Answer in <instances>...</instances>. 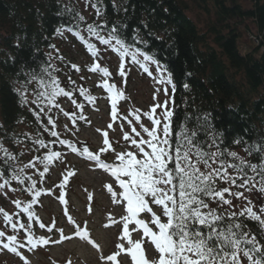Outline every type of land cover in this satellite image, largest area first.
<instances>
[{
	"label": "snow or ice",
	"instance_id": "obj_1",
	"mask_svg": "<svg viewBox=\"0 0 264 264\" xmlns=\"http://www.w3.org/2000/svg\"><path fill=\"white\" fill-rule=\"evenodd\" d=\"M86 3L91 4L97 19L105 16L102 0H86ZM63 10L75 23L57 28V35L72 33L86 46L91 56L98 60L103 58L102 52L111 50L119 58L121 77L126 74L125 64L131 63L138 65L159 85L153 96L156 103L151 106L150 111L143 113L150 121V127L145 126L137 114L134 117L140 128V131H137V128L132 126L134 121L128 116L123 117L131 126V132L135 133V136H130L128 132H123V139L128 142V148L134 150L126 148L125 151L116 153L118 163L105 162L100 153L107 152L111 145L108 133L104 132L103 142L107 147H102L99 153L89 151L88 148L79 153L94 162L98 168L110 173L114 181L104 187L110 194L112 203L126 210V214L118 221L109 214L110 224L120 223L122 231L119 242L115 245L116 251L107 256H100L103 264H118V257L122 253L131 258L132 264H264V243H261V239H264V144H249L243 137L232 141L236 145L243 143V151L248 157L258 155L259 162L254 163L239 152L231 150L225 142L224 133L217 131L212 125L210 113L197 117L196 125L192 128L188 127L190 118L187 116L182 122L174 125V99L169 93V86L174 94L176 84L172 73L154 54L137 46L145 43L143 37L137 32L129 42L121 26L113 24L109 27L106 18L99 23H88L86 18L71 6H64ZM93 40L105 47L98 48ZM16 46L19 47V43ZM52 47L55 48L54 45ZM150 65L155 66V75L150 71ZM72 68L77 72L81 71L75 64ZM57 71L59 69L53 66L49 54V60L39 65L38 69L21 70L25 81L21 88L16 90L21 106L36 105L38 111L31 108L29 110L38 122L47 117L43 130L57 139L46 142L40 135L13 134L11 139L16 145H23L25 140L31 141L32 147L27 148L29 153L46 150L44 154L34 156L27 163L21 159L26 154L24 149L13 153L0 140V153H3L0 157V193L6 195V190L13 193H31L28 203H23L19 198L12 201L16 208L26 214L27 223H22L19 219L14 220L12 215L0 207V216L4 220V227L0 228V250L7 249L14 253L23 264H30L23 253L24 249L32 252L49 243L60 244L72 239L60 228L56 229L59 233L56 240H52L50 236H37L32 224L33 218L36 217L33 205L37 203V198L43 191L38 187V180H42L52 161L62 157V153L53 151L51 145L59 143L66 145L72 152H77L71 140L59 139L60 133L55 130L56 122L49 115L53 107L59 108L57 97L72 98L73 92L78 91L80 96L89 102L96 99L89 95L88 89L84 87L77 86L66 91L54 75ZM89 71H99L104 77L110 75L109 68L101 67L99 63L92 64ZM71 83L75 84V81ZM31 84L36 87L30 91L28 86ZM102 87L109 94L111 117L116 120L117 101L124 98L125 93L107 79ZM183 87L188 89V84ZM161 92L164 94L162 102L157 99ZM72 103L77 109L84 107L75 99H72ZM157 109L160 111L157 112ZM60 111L72 120L73 124L77 120L85 119L83 114L77 116L75 111ZM139 111L135 110L136 113ZM22 122V119L17 121ZM48 125H51V128ZM2 128L3 125H0V129ZM108 128H112V124H109ZM142 133L146 134V137ZM41 165L43 171H39L38 178L34 179V174H28L32 169L38 170ZM71 175L69 172L68 176ZM13 183L17 187H13ZM63 186L61 183L60 188ZM60 201L64 202L63 192H60ZM65 215L69 224L74 225V236L100 251V246L91 238L86 227L78 224L67 211ZM247 220L257 223L259 239L258 234L248 228L245 223ZM9 227L11 234L8 233ZM45 227L44 223H39L40 229ZM54 227L55 222L48 227V233H52ZM20 230H23L22 235ZM133 232L139 235L138 239L132 238ZM146 244L154 246L158 257L150 259L146 255ZM68 264H71V261H68ZM119 264L123 262L120 261Z\"/></svg>",
	"mask_w": 264,
	"mask_h": 264
},
{
	"label": "trees",
	"instance_id": "obj_2",
	"mask_svg": "<svg viewBox=\"0 0 264 264\" xmlns=\"http://www.w3.org/2000/svg\"><path fill=\"white\" fill-rule=\"evenodd\" d=\"M80 1L0 0V125H3L0 140L13 153L24 149L26 154L21 159L25 163L34 156L44 154L46 150L29 153L27 148L32 147L31 141L25 140L23 145H16L11 139L13 134L40 135L46 142L57 138L43 130L47 117L38 122L29 110L38 111L35 104L21 106L16 91L25 81L21 70L38 69L39 65L49 60L51 54L53 66L59 69L54 75L59 79L60 86L66 91L78 86L77 77L69 69L60 66L55 53L64 48L65 35H73L65 32L59 36L56 32L62 25L66 27L75 23L64 12V6H71L85 17ZM241 1L244 0H102L105 16L97 19L94 14L89 19L85 18L88 23H99L106 18L109 27L120 25L129 42L137 32L143 37L145 43L137 46L154 54L172 73L176 84L173 94L174 125L187 116L190 118L188 127L192 128L196 125L197 117L210 113L212 125L224 133L225 142L231 150L243 151V143H232L237 137H243L249 144H264V0H248L251 5L249 8ZM191 12L207 19V31L201 32L189 15ZM250 24L255 26L254 31L250 30ZM244 32L252 45L249 49H243L241 45ZM70 37L71 43H78L74 36ZM71 81H75V84ZM184 84H188V89L183 87ZM28 87L31 91L36 85ZM95 98L89 102L78 91L73 92L72 98L57 97L59 108L53 107L49 115L56 122L55 130L60 133L59 139L71 140L77 152L59 143L51 145L53 151L62 153V157L52 161L42 180H38V187L43 191L33 205L35 213L39 203L45 199L46 192H52L49 187L53 184L54 168L69 156L72 157V154L82 157L79 155L83 151L82 143L77 137L82 126H88L90 122V116L84 112L99 106L100 98ZM72 99L84 105L77 116L83 114L85 119L77 120L75 124L71 122L78 132H63L59 126L69 118L60 109L67 111L66 104ZM67 112H71L70 109ZM21 119L23 122L17 123ZM48 127L51 128V125ZM103 155L100 153L101 159H104ZM2 156L3 153H0ZM251 157L254 163L259 162L258 155ZM39 171H43L42 165L28 174H34L36 179ZM12 186L17 187L15 183ZM21 194L28 203L31 193ZM18 216L23 223L28 222L26 214L19 212ZM0 220L3 221L2 216ZM245 223L258 234L259 239L257 223L251 220ZM32 224L36 230L35 217ZM261 243H264V239H261Z\"/></svg>",
	"mask_w": 264,
	"mask_h": 264
},
{
	"label": "rangeland",
	"instance_id": "obj_3",
	"mask_svg": "<svg viewBox=\"0 0 264 264\" xmlns=\"http://www.w3.org/2000/svg\"><path fill=\"white\" fill-rule=\"evenodd\" d=\"M241 2L245 7L249 8L251 6L248 0ZM80 8L88 19L95 14V10L91 7L90 3H86V0L80 1ZM196 12H191L189 14L190 17L199 26L201 32L207 31V19L204 16L197 15ZM255 29V26L250 24V30L254 31ZM243 34L241 41L242 48L249 49L252 45L249 44L246 32ZM70 36L74 35H65L66 40L62 44L64 48L62 50L58 49L59 53H55L56 61L59 62L63 69H69L77 77L76 82L78 86L82 85V87L88 89L89 95L95 97L100 96L99 106L97 108L87 109L84 112V114L90 116V122L88 126H82L77 138H80L83 149L88 148L89 151L99 153L102 147H107L103 142V134L107 132L111 148L107 152H104L107 153V158H109L106 161L108 163H118L116 161V153L123 152L128 148V142L123 139V132H128L130 136H135V133L131 132V126L128 124V121L123 119V117L128 116L129 119H132L134 121L132 126H135L137 131H140L139 124H136L134 120L137 114L140 115L141 122L145 126L150 127V121L143 116V113L150 111L151 106L156 103L153 96L155 89L159 85L138 65L131 63L125 64L126 74L125 77H121L119 75L120 61L117 54L111 50L104 51L101 53L103 58L98 60L91 56L86 46L75 36L74 38L78 43H71L70 39L72 37ZM68 37L70 38L67 39ZM92 42L96 43L98 48L102 49L105 47L99 45L98 41L93 40ZM59 57H63V59L61 60ZM94 63H99L101 67H108L110 71L109 77H104L103 73L99 71H89V68ZM73 64L77 65L81 71L77 72L72 68ZM150 71L155 75V66L150 65ZM105 79L109 83H115L125 93L124 98L117 101L116 120H113L111 117V100L109 94L102 87ZM169 93L173 96L170 86ZM157 99L161 102L164 100L163 92L159 93ZM66 109L67 111L70 109L71 112L75 111L77 114L79 113V109H76L72 102L66 104ZM137 109L140 110L139 113L135 112ZM159 111L160 109H157V112ZM71 122L70 119L66 118L65 121H62V125L59 128L63 132H78V128H73ZM109 124H112V128H108ZM121 125H123V128H121ZM142 135L146 137V134L142 133ZM71 137L74 138L75 135H71ZM135 138L139 139V137ZM128 150L134 149L128 148ZM237 152L252 161V157H248L244 151L240 150ZM63 161V163H60L53 170V184L49 187L52 192H46L45 199L39 203L36 211V216L40 217L39 223H44L46 227L40 229L39 224H37L36 230L34 231L37 236H50L52 240H56L59 238V233L56 229L60 228L64 230L66 235L71 236L72 239L65 240L60 244L49 243L32 252L24 249L23 253L29 259L30 264H68V261H71V264H103L100 256H107L116 251L115 245L119 242V236L122 231V225L120 223L110 224L108 219L109 214L117 221L122 215L126 214L124 207L112 203L111 196L104 187L105 184L112 183L114 178L111 177L109 172L98 168L94 163H89L74 155L72 157L69 156ZM69 172L72 173L71 176H68ZM66 176H68L67 181H65ZM61 183L64 185L63 188H60ZM60 192H63V203L60 201ZM6 193V195L0 193V207H3L12 215L14 220L19 219L23 223L20 216H18V213L21 211L16 208V205L12 201L19 198L23 203H27V198H24L20 191L13 193L10 190H6ZM89 195H91V199H89ZM65 211L78 224L86 227L91 238L100 246V251H97L96 248L86 241L74 236V225L69 224ZM157 211L159 210L157 209ZM53 222H55V227L52 233H48L47 229L49 226H52ZM105 225L110 226L105 227ZM3 227L4 220H0V228ZM8 233L11 234L10 227L8 228ZM20 233L22 235L23 230H20ZM140 235H142V231ZM132 238L138 239L139 235L133 232ZM146 255L150 259L158 257L154 246L150 244H146ZM120 261L123 264H132L131 258L123 253L118 257V264ZM0 264H23V262L14 253L4 249L0 250ZM108 264H112V262H108Z\"/></svg>",
	"mask_w": 264,
	"mask_h": 264
}]
</instances>
